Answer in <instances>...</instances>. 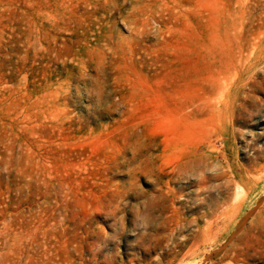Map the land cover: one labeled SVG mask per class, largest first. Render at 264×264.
<instances>
[{
    "label": "rangeland",
    "instance_id": "374dc122",
    "mask_svg": "<svg viewBox=\"0 0 264 264\" xmlns=\"http://www.w3.org/2000/svg\"><path fill=\"white\" fill-rule=\"evenodd\" d=\"M0 264H264V0H0Z\"/></svg>",
    "mask_w": 264,
    "mask_h": 264
},
{
    "label": "clouds",
    "instance_id": "9594fccd",
    "mask_svg": "<svg viewBox=\"0 0 264 264\" xmlns=\"http://www.w3.org/2000/svg\"><path fill=\"white\" fill-rule=\"evenodd\" d=\"M206 173H207V168L204 165H201L199 171H197L195 174H189L185 178L198 180L201 183V189L202 188L206 189L205 191H202L203 193L214 191L212 185L208 184L207 182ZM139 219H140L142 228L149 226L148 220L146 217L141 216ZM125 229H126V223L123 221V219H121L120 230L121 232H123L125 231Z\"/></svg>",
    "mask_w": 264,
    "mask_h": 264
}]
</instances>
